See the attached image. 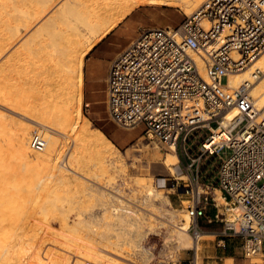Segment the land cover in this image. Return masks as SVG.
Instances as JSON below:
<instances>
[{"label": "built area", "instance_id": "built-area-1", "mask_svg": "<svg viewBox=\"0 0 264 264\" xmlns=\"http://www.w3.org/2000/svg\"><path fill=\"white\" fill-rule=\"evenodd\" d=\"M262 53L264 0H205L177 25L141 31L117 54L107 109L119 126L142 124L158 143L173 146L177 174L188 181V230L196 245L205 220L220 226L218 246L239 238L244 257L264 260V116L251 94L263 72L229 85L230 74ZM36 132L31 145L42 150L46 141ZM211 158H219L215 184L203 183ZM183 264H200L197 248Z\"/></svg>", "mask_w": 264, "mask_h": 264}, {"label": "bare ground", "instance_id": "bare-ground-1", "mask_svg": "<svg viewBox=\"0 0 264 264\" xmlns=\"http://www.w3.org/2000/svg\"><path fill=\"white\" fill-rule=\"evenodd\" d=\"M199 2L200 0H0V53L20 35L22 36L23 29L30 30L31 26H34V30H30L32 32L29 31L30 35L22 42L32 44V38L36 36L38 31L41 30L42 32L43 27H47L42 32L43 35L41 32L38 34L41 37L40 41L37 39L38 36L34 39L36 46L34 45V51L32 48L31 51L36 57H33V65L29 68L31 75H27L26 82L33 87L39 85L48 87V93L42 97L41 101L30 102L26 89L24 90L26 93L23 92L24 94L15 89L13 90L12 86L9 87L11 84L8 82L9 80H4V87L0 86L1 100L8 101L9 105L16 106L24 111L29 119L39 123L36 124L31 120L25 121L23 119L25 122H19L20 126L16 129L13 139H11L15 143V152L19 157L18 159L21 160L22 165L20 167H22L24 173L19 172V176L14 174L15 177L9 180L5 178V176H8L7 172L0 170V264H90L86 260L90 261V257H93V255H90L84 249L82 250L85 247L80 242L68 237L66 234L60 232L58 234L55 231L49 233L52 236L48 237V230L52 227L53 221L60 223L63 232L68 228L74 229L73 225L70 226L68 214H64L68 209L70 211L69 206L67 210L62 211L63 213L58 214V209L60 211L64 207L61 204L62 201L58 198L59 195H57L58 190L61 189L60 187L64 185L62 187L64 188L66 184H69L70 187V184L79 178L75 177L74 173L76 174V172L78 173L77 176L83 175L80 172L88 174L87 176H99L98 170L101 171L100 173H107L112 168L111 165L116 160L120 161L121 158L112 140L100 128H92L89 120L81 112L80 102L83 95L82 68L85 63V55L89 53L99 39H102L113 28L117 27L125 16L131 14L133 9L140 5L176 6L190 14ZM36 39L38 42L35 41ZM30 40L32 41L30 42ZM40 46L44 48L42 51H39L42 48ZM18 56H16V59L14 58L16 63L13 64L22 67V63H25L23 58L26 59L27 55L23 57V54L20 53L17 59ZM255 61L256 63H254ZM254 62V65L247 67L241 74H230L229 85L238 86L243 81L256 78L254 73L257 69L264 73V53ZM10 68L11 66H9ZM20 70L22 69L20 68ZM251 94L258 108L263 110L262 115L264 116V76L253 87ZM12 109L15 110V108ZM74 112H77L76 118H74ZM232 114H235V111ZM29 124L38 126L45 133L43 135L41 129V132H39L40 130L35 131L40 133L46 141L42 150L32 147L31 141H29ZM0 136V163H2V159L5 157L2 147L4 146L3 143L6 142L4 139L6 135H3V137L0 133ZM63 138L67 142L71 139L70 141H73V144L71 143L70 150L66 152L65 163L62 162L59 165L57 160L60 154L68 149L66 148L67 144L70 146V141L65 145L66 141ZM169 148L172 150L173 146ZM13 158L15 160V157ZM177 161L178 155L176 152H168L164 158V163L170 168V174L172 175L179 172L176 166ZM169 179L167 177L158 178L155 182L156 187L167 186ZM136 182L145 192L147 196L143 195L145 199L149 198L153 201L154 198L159 197L161 200L164 199L166 203H172L168 195H163V197L159 189L148 184L144 179H137ZM91 186H93L92 188L97 187V185L96 187ZM113 191L118 194V191ZM110 192L103 188H97L99 207L97 206L96 209L89 207L90 210L86 212L83 210L86 220L92 222L91 229L87 228L94 234H96V228L94 227L98 224L101 227H106L108 232L111 229L114 230L116 238L113 239L110 236L107 241L118 246L122 243L120 235H129L126 240L127 244L131 241L129 238L135 233V235L143 237L144 217L133 210L129 203H124V200L120 198L121 196L112 195ZM132 198L134 199V197ZM136 199L139 201L138 198ZM79 205L78 207L82 210L83 208ZM75 206L77 207V205ZM50 215L54 217L52 218ZM78 215H81V213ZM188 216L192 223L193 218L190 213H188ZM95 222L98 224H95ZM174 227L175 239L179 242V245L185 243L182 237L187 234L188 225L184 227L175 225ZM76 231L75 233L78 235ZM103 235L101 236L100 233L98 236L102 239ZM87 238L89 240L88 236ZM46 242L53 246L48 245L47 247ZM70 242L76 247L73 248ZM138 245L141 246L142 244ZM145 253L148 252L145 251ZM92 259L95 260V257ZM107 259L118 264L116 260L119 258L113 256Z\"/></svg>", "mask_w": 264, "mask_h": 264}, {"label": "rangeland", "instance_id": "rangeland-1", "mask_svg": "<svg viewBox=\"0 0 264 264\" xmlns=\"http://www.w3.org/2000/svg\"><path fill=\"white\" fill-rule=\"evenodd\" d=\"M204 1L205 0H200L199 4L194 7L191 12H193ZM168 6L169 5L152 4L140 5L134 8L131 14L129 13L127 16H125L126 18L124 17L123 20L117 25V27L113 28L106 36L96 42L94 47L99 42H102V44L96 50H94L93 47L89 51V53L85 55V63L82 68L83 95L80 102L81 112L83 116H85V118L89 120L92 128H100L112 140V142L116 145L117 151L119 152L121 158L120 161L116 160V162L111 165L112 168L109 166V168L111 169L108 168L109 172L107 173H100L101 171L98 170L99 176H87L88 174L83 172H80L83 174L82 176H80L81 174L77 176L78 173L76 172V174L74 173V175L75 177L79 178H77V180L70 184V187L69 184H66L64 188H62L64 185L60 187L62 190H58L57 195H59L58 198L62 201L61 204L64 207H62L63 210L59 211L58 209V214L63 213L62 211L67 210L69 206L70 211H68V209L66 212H64V214H68L70 218V226L72 227L73 225L74 229L68 228L65 232H63L61 231L62 226L60 225V223L58 221H53L51 225L52 227H50V229L48 230V237L52 236L49 233H53L55 231L56 233L60 232L66 234L68 237H71L76 241L80 242V244H83V247H85L82 248V250L84 249L85 251H87V253L95 257V260L92 259L93 257H90V261L86 260L90 264H115L116 262H112V260L109 261L107 259L113 256L114 258H119L118 260H116L118 261V264H121L122 262H124L122 264H183L188 258H191L193 256L195 248H197L198 262L200 264H203L202 253L206 252L207 242L210 241L212 243L213 240L217 239V236L211 233H214L216 230H218L220 226L208 225L205 220H203L202 226L206 232L205 234H203L198 244H195L190 231L187 230V234L183 235L182 237V240L185 243L179 245V242L175 239L176 236L174 226L176 225L177 227H184L188 225L189 228L191 220L188 216L187 205L190 202L189 200L191 198V194L187 192L188 188L186 187V183H188V181L185 180V177H181L182 174L176 173L174 174V176H176L178 180L174 179L173 175L170 174V168L164 163V158L167 153L175 151H172L166 145L158 143L153 137L148 135L145 130V127L142 124H138L133 127L119 126L109 117L107 109V72L111 61L117 56V54L129 42H131L135 37H137L141 31L153 26L177 25L187 16V14H189L176 6ZM42 17L44 18V15ZM31 27L30 30H34V26ZM43 29L45 30L47 29V27H43ZM30 30L23 29L22 36L20 35L14 42L9 44L8 47L0 53V86L4 87V80H9L8 82L11 83L10 85L8 84L9 87L12 86L13 90L15 89L19 91V93H26L28 91V100L30 102H37L41 101L42 97L48 93V87L44 85L33 87L29 85L28 82H26L27 75H31V71H29V68H31V66L33 65V57H36V55L33 53V48L36 46L34 39L36 36H38V40L41 39V37H39L40 35H38L41 32L40 30L38 31L36 36L32 38L33 41L30 40V42L32 41V44L22 43L26 39V37L32 32ZM24 33L26 35H24L25 38H23ZM37 39L35 40L36 42H38ZM24 44H28L29 46L31 45L32 47H29L28 45L26 46ZM31 48L33 49V51H31ZM40 48L41 49H39V51H42L44 49L43 46H40ZM19 50L22 52H20ZM20 53L23 54V57L27 55V57H25L26 59L23 58V61L25 60V63L21 62L23 64H21L22 67L20 65L14 66L13 63H16V56H20ZM43 53L45 54L44 51ZM10 56L13 57L10 58ZM19 56L17 57V59L19 58ZM254 63H256V61ZM9 66H11L10 69ZM20 68L22 70H20ZM242 72H238L236 74H241ZM262 76H264V73H262L261 76L255 81L253 87H255L256 83L261 80ZM25 89L26 92L24 91ZM2 100L0 99V133H2V136L6 135V137L4 138L6 142L3 143L4 146L2 147V150L5 152V157L2 159V163H0V170L3 172H7L6 174L8 176H5V178L11 180L15 177L13 176L14 174L18 175L19 172L24 173V171H22V167H20L22 165L21 160L18 159L19 157L15 152V143H13L14 141L11 140L13 139L12 137H14L15 135L16 129L20 126L19 122H23L24 120H31L36 124L39 123L33 121L32 119H29V116H26L27 114L24 113V111H22L21 109L17 108L16 106H12V104L9 105L10 103L8 104V101L6 102L5 100ZM12 108H15V110ZM261 111L263 112V110ZM73 115L74 118H76L77 112H74ZM29 126L30 141L33 132L39 131L41 128L32 124H29ZM41 130L39 132H41ZM42 134L44 135L45 133L43 132ZM62 135L64 134L62 133ZM65 136L67 137V135ZM63 139L64 141H66L65 145L71 140L70 139L67 142L65 138ZM69 143L70 146L68 144V146L66 145V148L68 149H65L63 154L61 153L60 157L57 160V162H59V165L64 162V160H66V152L67 150H70L73 141H70ZM13 157H15V160ZM205 165V169H207V171H205L206 179L203 181V183L210 182L212 184H215L217 168L219 165V158H211L209 160H206ZM112 172L116 174L114 175ZM160 177L171 178L168 180L167 186H160L159 188L156 187L155 182ZM137 179H144L145 182L153 185L156 189H159L161 191L159 192L162 196L168 195L172 203H166L164 199L161 200L159 197L154 198L153 201L149 200V198L145 199V197L147 196L142 190L139 183L136 182ZM83 180L84 182H82ZM90 181L92 184L90 183ZM112 184L113 186H111ZM91 185H94V187H96L97 185V187L92 188L93 186ZM99 187L105 189L107 192H110L112 190L110 192V194L112 195L117 194V192L115 193L113 190L118 191V194L116 196H121L120 198L124 200V203H129L131 205L130 207L133 210H135L139 215L144 217L142 228L144 229L143 237L141 235H135V233L133 235L134 237L132 236L133 238H129V240L131 241L128 242L129 244H127L126 240L129 235H120L121 242L124 243H121L120 246H118L111 244V242L107 241V238L110 236H112L113 239L116 238V233L114 230L111 229L108 232V229H106V227H101L100 224L96 222L95 224L99 225H96L94 227L96 228V234L89 230L91 229L92 222L86 220L87 218L85 217L84 213L87 210H90V208L96 209L99 207V199L97 196V188L100 189ZM211 191L217 197L219 202H224V199L221 196V191L219 189L213 188L211 189ZM140 192L142 193V195ZM132 197H134V199ZM136 198H138L139 201ZM81 203L83 204L81 205ZM150 203H152V205H150ZM75 205H77V207ZM78 205L83 209L81 208L82 210H80ZM85 206L87 207V209ZM209 211L212 212L211 209ZM79 213H81V215H78ZM50 217L53 218L54 216L50 215ZM84 223L86 224V227L84 226ZM74 230H78L76 231L78 235H76ZM78 232L82 235V237L81 235L79 236ZM99 232L101 233V236L105 234L103 235L102 239L100 238V236H98L100 235ZM91 234L92 237L90 238ZM87 236L89 237V240ZM104 236L106 237L104 238ZM93 237L97 240H95ZM135 237H137L138 240ZM225 243L226 246L224 248L227 249L226 253H229L233 256L227 259V264H257L258 262L264 264V260L259 257H244L239 238H228ZM70 244L73 248L76 247L75 245H73V243L70 242ZM138 244H142L143 246H139ZM45 245L48 247V245L51 246L52 244L46 242ZM145 251L148 253H145ZM103 261L106 263H104Z\"/></svg>", "mask_w": 264, "mask_h": 264}, {"label": "crops", "instance_id": "crops-1", "mask_svg": "<svg viewBox=\"0 0 264 264\" xmlns=\"http://www.w3.org/2000/svg\"><path fill=\"white\" fill-rule=\"evenodd\" d=\"M101 44H102V42H99L94 47V50H96ZM109 67H110V65H109ZM108 72H109V68H108ZM108 72H107V77H108ZM214 231H215V229H214ZM211 234L216 235V233H211ZM226 252H227L226 248L220 247L217 245V240H213L212 243L210 241H208L206 252L202 253L203 264H227V259L230 257H233V256L229 253H226ZM189 259L190 258H188L187 260L185 259V260L188 261ZM259 263L261 264V262H258L257 264H259Z\"/></svg>", "mask_w": 264, "mask_h": 264}, {"label": "trees", "instance_id": "trees-1", "mask_svg": "<svg viewBox=\"0 0 264 264\" xmlns=\"http://www.w3.org/2000/svg\"><path fill=\"white\" fill-rule=\"evenodd\" d=\"M106 132V131H105Z\"/></svg>", "mask_w": 264, "mask_h": 264}]
</instances>
